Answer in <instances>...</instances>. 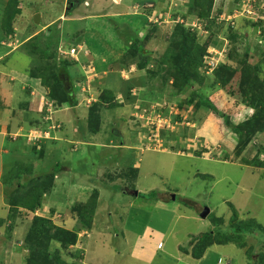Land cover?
Returning a JSON list of instances; mask_svg holds the SVG:
<instances>
[{
    "label": "rangeland",
    "instance_id": "374dc122",
    "mask_svg": "<svg viewBox=\"0 0 264 264\" xmlns=\"http://www.w3.org/2000/svg\"><path fill=\"white\" fill-rule=\"evenodd\" d=\"M240 2L214 0L212 15L223 9L220 19L235 21L242 36L240 43L232 44L226 38V31L219 30L217 24L213 29L220 33L218 39L200 30L202 22H195L191 16L188 20L180 18V13H189L193 0H19L15 10L9 0H0V216L7 217L10 213L4 195L7 186L1 183V175L8 172L11 160L21 158L24 153L27 156L24 162L34 164L32 174L36 178L51 174L59 164L53 191L37 214L51 217L56 225H64L76 233L75 242L70 246V255L61 249L60 243L52 242L49 260L44 251L39 255L46 263L254 264L248 257L249 249L253 254L264 255V236H260L264 235L263 231L245 236L246 247L236 250L238 262L228 259L229 250L235 253V245H225L226 252L213 236L219 227L222 231L229 229L230 223L224 217L233 214L231 205L239 213L237 221L254 219L264 228V168L260 167L264 162V132H257L251 138L246 133H237L238 125L245 122L243 114L258 110L241 103L240 95L235 98L239 101L235 100V105L225 108L218 103L224 94L220 85L211 88L217 80L208 71L205 82L208 87L204 91L220 106L223 114L218 113L214 121L226 135L202 138L199 131L212 112L207 108L196 109L191 102L187 91L190 86L196 88L195 83L187 85L184 91L167 83L163 86L165 77L160 73L153 79L165 93L153 99L145 88H134L138 80L143 81L149 75L145 76L146 70L139 71L133 56L125 52L126 37L132 34L130 15L138 14L143 21L147 20L136 28L143 41L157 29L159 43H149L147 47L148 53L152 51L148 66L155 68L163 56L162 65L172 67V58L179 57L183 45L172 20L177 14V22L184 28L197 31L205 60L215 58L220 64L230 58L236 64L246 56L248 63L258 65L260 76L264 77V40L260 34L264 26V1L261 7H256L246 0L241 10L235 12L234 8L230 12ZM38 13L41 17L37 23ZM260 20V26L253 24ZM25 47L37 51L31 54ZM229 52L232 57L228 56ZM42 53L46 56L43 62L56 64L58 85L61 83L65 89L76 92L78 103L74 107L66 105L58 110L49 105V87L29 75L37 66L34 56ZM165 56L169 58L167 62ZM109 91H121L122 96L117 93L120 98L117 96L116 104L104 105L101 115L99 112L100 122L91 128L92 106L101 96L106 99ZM128 92L134 94L127 95ZM125 107L132 108L127 109V119L121 115ZM9 126L13 130L11 134L7 130ZM36 130L40 137L49 136L42 140L43 145L33 143L31 133ZM20 136L24 138L19 140ZM6 138L13 142L7 143ZM16 144L23 147L19 155L11 152L10 160L8 155ZM30 146H35L37 155ZM134 158L138 159L136 177L133 170L125 169ZM125 174L126 184L135 185L140 190L139 196L134 195L138 193L134 190L126 195L114 188L112 180L117 178L123 184ZM32 178L28 177L27 181L33 182L29 180ZM95 190L100 201L95 219L88 224L69 212V207L87 200ZM155 191L159 196L152 197ZM205 207L211 212L204 219L201 213ZM22 215L16 216L13 231L8 230L9 221L0 227V264H27L25 257L30 251L21 243L34 214L28 215L23 210ZM216 217L220 218L218 222L214 221ZM149 224L165 237L154 261H137L131 256L136 234H143ZM204 233L212 234L213 245L196 257L193 251ZM126 237L130 238L128 244L124 243ZM57 248L62 259L57 257Z\"/></svg>",
    "mask_w": 264,
    "mask_h": 264
},
{
    "label": "trees",
    "instance_id": "16d2710c",
    "mask_svg": "<svg viewBox=\"0 0 264 264\" xmlns=\"http://www.w3.org/2000/svg\"><path fill=\"white\" fill-rule=\"evenodd\" d=\"M10 4H12L13 9L15 10L19 0H9ZM77 2L83 1V0H76ZM239 3H235V7L231 8L230 12H236V10H241L242 6L244 5L246 0H239ZM264 0H257L255 2L256 7H261ZM261 5V6H259ZM214 8V0H193V3L188 9V14H179L180 18L183 20L189 19V16H191V19H193L195 22H202L203 25L201 26L200 30H203L204 32L208 33L209 35H214L213 37L218 39L219 38V32L217 33L213 26L217 24L219 26V30L221 28L222 31H226V38L232 42V44H238L240 43V40H242L241 34L237 32L236 29V22L226 19H220V16L223 14L224 10L219 9L216 11L217 13L215 15H212ZM235 8V9H234ZM234 9V10H233ZM232 14V13H231ZM135 16L133 18V21L131 22L130 29L132 30V34L127 35L126 37V53H130L133 56V63L137 66V69L139 71L146 70V75H149L143 79V81L138 80V84L135 83L134 88L136 86H140L142 89L145 88V91H147L148 95H151V98H155L156 95H161L165 93L163 91V88L160 89L159 86L156 85V82L154 81V77L158 76L160 73H162L165 77V79L162 81L163 86L165 83H167L168 86H171L172 88H179L181 90L185 89L187 85H191V83H195L197 86L196 88L192 89V87H188V91L190 92V100L193 102L194 107L196 109L201 108H207L210 109V112H212V115L210 116V119H208L205 124L203 125L201 131H199L200 136L202 138H206V136H212L214 138H222L226 134L224 133L223 129L220 128V126L215 124V118H218V113H222V110L220 109V106L217 105V103H213L212 97H209V95L205 94L204 89L207 88L205 82L207 78V72L211 71L213 72V77L217 80L216 83H213L211 85L212 89H216L215 86L219 85L221 86V92L223 95L222 98H218L221 104H223L226 107L235 105V100L238 101L237 98L239 95L241 96L242 100L241 103H246L252 105V110H258L257 113L252 114H243L245 116V122L238 125L239 128H237V133L245 134L247 138H251L255 133L257 132H264V77L260 76V69L257 64H250L246 60V56L244 60L239 61L235 64L234 60L230 59L226 63H220L215 68L211 69L210 65H208V60L206 58L205 60V50L202 44L198 42V33L196 30H193L191 28H184L182 23L177 22V19L179 18L177 14L173 15V22H175V34L180 36L183 41L182 45V51L180 52V55L178 58H172L174 61L172 64V67L169 66L168 68L164 67L162 65V62L164 61V58H159L158 63H156L155 68L149 67L148 63L150 60V51L148 53L147 47L149 43L158 44L159 40L156 39L157 35V29L154 28L151 34L147 36V40L143 41L141 38L142 35L139 34V32H136V28L139 29L138 26L141 25L143 22L146 24L145 21H143L140 17V15H133ZM137 17V18H136ZM178 17V18H177ZM15 18V17H14ZM219 20H222L219 22ZM258 21L257 23H253L256 26H260L262 23ZM227 23V24H226ZM151 24V23H149ZM226 24V26H225ZM216 25V26H217ZM141 28V27H140ZM156 29V31H155ZM142 30V28L140 29ZM155 31V32H154ZM263 40H264V26L261 27L260 31ZM7 33H11V31H7ZM198 35V36H197ZM245 37V34H244ZM172 40V39H170ZM170 42V41H168ZM96 45H99L97 43H94ZM263 44V42H262ZM24 50H29L25 49ZM55 50V49H54ZM146 50V51H145ZM235 50V49H234ZM37 49L29 50V52H32L33 54ZM232 53H228V56L232 57ZM167 56L170 58V55L167 54ZM44 57H46L43 53L40 56H34L35 61L34 64L37 66L33 67L30 71V76L32 78H39L44 85L49 87V97L48 101L53 102L54 107L56 109L60 110L62 107L69 105V106H75L76 103H78L77 98L75 97L76 92L75 91H69L68 88H64L62 86L63 84L60 83V86L63 88L61 89L58 83L60 82L57 78V75H55V69L56 64H52L51 62H43ZM165 56V62L169 60V58ZM161 62V63H160ZM164 64V63H163ZM130 67V65H128ZM165 68V69H164ZM32 72L33 75H32ZM166 81V82H165ZM134 90V89H133ZM162 90V91H160ZM168 90V89H165ZM219 90V91H220ZM184 91V90H183ZM110 95L104 99L103 96L102 99L99 101H96L91 109L90 114V126L91 128L95 127L98 122H100V115L101 111L104 108V105L106 106L111 105V102L113 104H116L117 95L114 94L113 91H109ZM127 95H131L133 93H126ZM170 94H172V91H170ZM226 97V98H225ZM151 99V101L153 100ZM239 102V101H238ZM150 106V105H149ZM134 108V107H133ZM107 109V108H105ZM138 111V109H135ZM245 110V109H244ZM242 111V113L244 112ZM100 112V115H99ZM134 112V111H133ZM135 113V112H134ZM96 119V123H95ZM49 121V120H48ZM95 123V124H94ZM39 126V123H37ZM37 126V127H38ZM43 126V125H42ZM130 127V126H129ZM1 129V128H0ZM42 129V128H41ZM47 129V128H44ZM42 129V131L44 130ZM3 130V129H2ZM8 132L11 134L13 130L10 129V126L7 127ZM95 130V129H94ZM16 131V130H15ZM24 137L20 136L18 139L22 140ZM44 139L37 141V143H41L43 145ZM44 140V141H42ZM217 140V139H216ZM247 141V140H246ZM245 141V142H246ZM6 142H13V139L10 140L6 138ZM19 142V141H17ZM34 143V142H33ZM36 143V142H35ZM23 145L20 147L18 144H16L15 148H12L9 153V159L11 160L12 156L10 155L17 153L19 155ZM34 152L37 150L35 146H30ZM264 152V147H263ZM201 155V153H197V155ZM212 154H214V151H212ZM199 155V156H200ZM21 158H17L16 160L10 162V167L8 169V172H3L1 175V183H4V185L7 186V191L4 193L6 195V201L9 204L10 207V213H8L7 217H1L0 216V227L5 225V223L8 221L9 224V232L14 229V221L16 216H21L23 210L27 211V214L31 215L32 213L34 216L32 217V221L30 224V230L28 231L24 241L21 243L24 248H27L30 252L26 255L25 261L27 264H49L50 262H45L39 255L42 253V251L45 252V257L47 260L50 258L51 254V243L52 242H58L61 244V249L65 251H69L68 255L71 254L70 246L74 245L75 242V234L63 227L64 225L58 226L56 225L51 217H43L37 214V211L42 209L45 202V198L49 196L54 187V179L56 172H58L59 164L55 165L53 167V172L51 174L44 173L43 175L39 177H34L33 169L34 164L24 162V153H21ZM115 157L119 155H114ZM38 157V156H36ZM39 158H36V160ZM28 160H31L30 157H28ZM138 159L134 158V160H130L128 163V166L125 167L127 169L126 172H129L133 170V174L136 177L137 172L135 170L136 168V162ZM139 163V161H138ZM260 167L264 168V162L260 164ZM138 171V170H137ZM33 177L32 179H29L33 182L27 181L28 177ZM123 177V176H122ZM119 180H121V178ZM36 178V180H35ZM126 179H128V175H124V179L122 178L123 184L119 183L121 181H118L117 178L113 179L112 184L115 189H120L123 191L126 195L129 194L130 190H134V192H138L137 194H134L135 196H139L140 190H137L135 185H129L126 184ZM13 186L15 189L12 190ZM159 196V193L155 191L152 193V197ZM98 199V191L95 190L93 193H91L90 197H88L87 200H81L80 202L76 203V205H71L69 207V212L75 214L78 216V219H81L85 221L88 224H91L93 220L95 219L96 215V208L99 203ZM232 212L229 217H224L225 220H228V223H230L229 229H226L225 231H222V229L219 227L217 228L214 233L215 243L219 244L220 246L224 247V250L228 252V249L225 245L228 244H234L235 245V253L234 250H229V260L230 261H237L238 257L236 255V250L242 251L244 247H246L245 244V236L248 234L256 235L258 234V230L264 232V228H262L260 225H257V221L252 219L251 221H242L239 222L238 218V211L235 206L231 205ZM14 213V214H13ZM55 213V209H51V214ZM18 216V217H19ZM23 216V215H22ZM21 216V217H22ZM220 218H215L214 221ZM222 220H224L222 218ZM220 221V220H219ZM84 227V226H83ZM82 227V228H83ZM89 228L90 226L87 225ZM81 229V228H80ZM210 233H204L201 236V243L199 246L195 247L193 254L196 257H201L203 255V251L205 248L213 245V242H210ZM264 236V235H260ZM130 238L126 237V241H124L125 244L129 243ZM222 249V252L226 254V252ZM248 257L250 260L254 261V264H264V255L263 254H253L252 251L249 249L248 251ZM57 257H62L61 250L59 248L56 249ZM71 257V256H70ZM62 259V258H61ZM64 262H66L64 260ZM64 264H68L67 262ZM70 264V263H69ZM71 264H76L75 262H72Z\"/></svg>",
    "mask_w": 264,
    "mask_h": 264
},
{
    "label": "crops",
    "instance_id": "0c3cea01",
    "mask_svg": "<svg viewBox=\"0 0 264 264\" xmlns=\"http://www.w3.org/2000/svg\"><path fill=\"white\" fill-rule=\"evenodd\" d=\"M117 6H119V5H117ZM137 15L138 14H136V16ZM128 17H129V15H128ZM134 17L135 16L130 15L129 20H131ZM122 18L125 19V17H122ZM117 93L120 94V96H122L121 91H119V92L117 91L116 93H114V94H116L119 97V95ZM130 108H126L125 107V109H122L121 115L122 116L124 115L125 119H127V116H126V113L128 112L127 109L130 110ZM124 143H125V140H124L123 144ZM137 146L140 149L142 147L140 144H138ZM128 231L132 232V230H128ZM142 233L143 234H141V233H137L136 234L137 237H136V239L134 241V244H133V247H132V250H131V256L137 261L145 260L146 262H152L156 258L157 252H159V249H160L159 247H160L161 241L163 242V239H164L163 237H165V235H163L162 232L158 231V229H155V226H153L152 224H149L148 225V229L145 232H142ZM129 235H130V233H129ZM151 235H153L154 237L151 236ZM142 244H143V246H142Z\"/></svg>",
    "mask_w": 264,
    "mask_h": 264
},
{
    "label": "built area",
    "instance_id": "2783aa9c",
    "mask_svg": "<svg viewBox=\"0 0 264 264\" xmlns=\"http://www.w3.org/2000/svg\"><path fill=\"white\" fill-rule=\"evenodd\" d=\"M257 0H247V3L249 2V3H252L253 4V6H255V2H256ZM246 3V5H248ZM250 5V4H249ZM251 6V5H250ZM250 12H252L251 10H249ZM72 52H75V49L73 48L72 49ZM216 59L215 58H213L212 60H209L208 61V65H210V67H211V69H213V68H215L218 64L216 63ZM31 135L33 136V138L35 139V141H33V142H36V141H38L40 138H42V136L40 137V136H38V131H35V132H33V133H31Z\"/></svg>",
    "mask_w": 264,
    "mask_h": 264
},
{
    "label": "water",
    "instance_id": "95a60500",
    "mask_svg": "<svg viewBox=\"0 0 264 264\" xmlns=\"http://www.w3.org/2000/svg\"><path fill=\"white\" fill-rule=\"evenodd\" d=\"M40 17H41V15L38 13V14H36V16H35V21L38 23L39 22V20H40ZM176 197H175V195H173V199H175ZM206 209L204 210V212H202L201 213V217L202 218H207L208 217V215H209V213H210V209H209V207H205Z\"/></svg>",
    "mask_w": 264,
    "mask_h": 264
},
{
    "label": "bare ground",
    "instance_id": "6f19581e",
    "mask_svg": "<svg viewBox=\"0 0 264 264\" xmlns=\"http://www.w3.org/2000/svg\"><path fill=\"white\" fill-rule=\"evenodd\" d=\"M48 103H49V105L54 106V105H53V102L48 101ZM56 111H57V110H56ZM36 131H38V130H36ZM47 136H48V135H47ZM42 138H46V139H47V138H49V136H48V137H43V136H42ZM42 138H40L39 140H41ZM39 140H38V141H39Z\"/></svg>",
    "mask_w": 264,
    "mask_h": 264
},
{
    "label": "clouds",
    "instance_id": "9594fccd",
    "mask_svg": "<svg viewBox=\"0 0 264 264\" xmlns=\"http://www.w3.org/2000/svg\"><path fill=\"white\" fill-rule=\"evenodd\" d=\"M136 113V112H135ZM210 212H211V210H210ZM210 214V213H209Z\"/></svg>",
    "mask_w": 264,
    "mask_h": 264
}]
</instances>
